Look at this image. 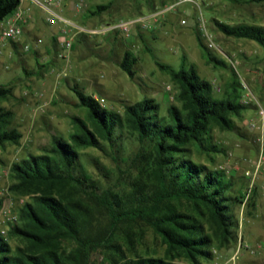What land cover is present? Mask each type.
I'll return each instance as SVG.
<instances>
[{
    "label": "rangeland",
    "instance_id": "rangeland-1",
    "mask_svg": "<svg viewBox=\"0 0 264 264\" xmlns=\"http://www.w3.org/2000/svg\"><path fill=\"white\" fill-rule=\"evenodd\" d=\"M78 1L58 0L56 11L72 22L88 27L148 15L164 6L171 8L159 14L157 23L145 32L137 31L130 38L114 33L77 36L66 63L57 58L56 41L52 39L56 30L45 23V13L27 0L21 2L20 8L28 10L37 22L26 29L19 39L20 44H32L37 37L43 40V44L34 52L18 54L17 58L9 55L13 50L10 43L5 47L0 46V85L12 88V95L0 100V107L12 113L11 127L22 135L18 144H5L0 148V199L3 201L0 230L13 224L10 219L17 218L19 207L28 200L9 191L12 183L11 164L49 149L54 136L69 140V136L76 131L72 123L73 116L89 125L86 111L77 107V98L72 91L75 84L86 95L97 99L104 108L120 115L125 105L145 97L151 98L159 106L158 115L166 118L167 108L177 104L178 90L169 71L161 70L158 64L168 67L170 71H177L182 57H185L187 66L193 65L201 78L212 83L214 97H224L234 82L240 103L250 93L264 106L263 48L254 41L225 36L214 24L216 20L229 25L247 23L264 26V3L196 0L175 6L176 0H82L86 8L78 11L74 8ZM109 2L111 5L108 10L99 15L93 14L96 6ZM204 30L212 34L220 51L207 47ZM197 33L207 49L225 63V67H215L206 61ZM125 52H130L136 59L133 78L120 67ZM53 64L62 68L65 66L66 76L57 78L54 73H50L48 67ZM245 106L247 109L241 111L240 118L232 117L233 130L212 128L211 144L221 149V153L209 156L192 148L191 155L209 168L224 170L234 181L233 191L240 193H246L250 181L245 172L260 152L264 153V130L261 129L257 104L251 100ZM38 107L40 113L37 112ZM252 124L255 127H250ZM102 147V150L92 147L81 149L82 166L97 183L98 191L110 188L120 194L127 193L143 165L142 159L136 158L141 150L139 142L123 131L115 147L103 142ZM263 181L264 170L256 178V209L249 212L246 208L241 210V206L236 209L243 242L252 247L262 245L256 256L243 253V263L264 264ZM126 226L132 246L127 244L120 229L114 236L115 243L125 255L163 256L165 246L150 226L142 221ZM238 240L223 248H213L212 259L201 260V264H222L232 255ZM9 243L13 247L21 242L11 238ZM104 256L102 250L94 252L89 264H108Z\"/></svg>",
    "mask_w": 264,
    "mask_h": 264
},
{
    "label": "trees",
    "instance_id": "trees-1",
    "mask_svg": "<svg viewBox=\"0 0 264 264\" xmlns=\"http://www.w3.org/2000/svg\"><path fill=\"white\" fill-rule=\"evenodd\" d=\"M19 5V0H0V22ZM110 5L96 6L93 14H101ZM214 24L225 36L254 41L264 50L263 25H229L216 20ZM197 40L209 64L226 66L198 33ZM135 64L133 55L125 52L120 67L131 78ZM158 66L169 71L178 90L177 104L167 108L166 118L158 115L159 106L151 98L125 105L120 115L104 108L77 84L72 87L77 107L86 111L89 125L73 116L76 131L69 140L54 136L49 149L11 164L9 191L28 200L19 207L6 236L0 231V264H89L98 250L108 264H201V260L212 259L213 248L237 242L236 209L245 192L233 191L234 181L224 170L209 168L191 155L192 148L209 156L221 153L211 144L212 128L233 130L232 117L240 118L247 107L238 101L234 82L224 97H214L212 83L201 78L193 65L187 66L185 57L177 71ZM11 95V87L0 85V100ZM11 123L12 113L0 107V148L18 144L22 137ZM123 131L139 142L136 158L143 165L127 193L110 188L98 191L81 164L80 150H102V142L115 147ZM257 188L251 190L247 212L256 209ZM2 204L0 199V209ZM136 221L150 226L160 238L165 246L163 256L128 257L115 243L120 229L132 246L126 225ZM11 238L21 243L12 247Z\"/></svg>",
    "mask_w": 264,
    "mask_h": 264
},
{
    "label": "built area",
    "instance_id": "built-area-1",
    "mask_svg": "<svg viewBox=\"0 0 264 264\" xmlns=\"http://www.w3.org/2000/svg\"><path fill=\"white\" fill-rule=\"evenodd\" d=\"M20 5L21 2L25 0H19ZM30 3L39 7L43 13H45L44 21L48 26L55 27L56 33L53 34L55 37L56 45H57V58L64 60L66 63L68 61V57L72 50V46L74 40L79 35H108L111 33L118 34L125 38H130L132 34H135L137 31L145 32L146 29H149L152 24L157 23V16L168 10L170 7H163L157 11H154L148 15L137 16L135 18H129L127 20L120 19L118 21H108L103 22L96 27H88L85 25H81L60 15L56 8L58 7V0H27ZM192 1L196 2V0H176L175 6L181 5L185 2ZM20 5L16 10H14L11 14L6 16L0 22V46L5 47L6 44L12 43L15 44L13 46V50H11L12 57H16L18 54H27L36 51L42 44L43 40L39 37L33 39L32 44H23L21 45L19 39L24 35L26 29L31 24H35L37 22L36 18L32 15H29L28 10H24L20 8ZM74 8L78 11H83L85 8V3L80 0L75 2ZM161 10V11H160ZM204 37L206 40L207 47L211 50L220 51L217 47L216 41L213 39L211 33L206 32L204 30ZM48 71L50 73H54L57 78L66 76V67L62 68V66L58 64H53L48 67ZM38 96H42L38 94ZM253 100L257 104L258 115L261 120V129L264 130V106L260 105L258 101L255 99L253 95L248 93L246 97L241 100V104L248 105V103ZM40 107V106H39ZM38 107L37 112L40 113L41 110ZM250 127H255V124L250 125ZM264 170V153L261 151L258 155L257 159L252 163L250 169H248L245 174L249 177V184L246 193L244 194L241 210L245 208V205L251 195V190L256 185V178L260 172ZM261 194L264 197V181L261 185ZM242 214V213H241ZM11 222H15L16 218L12 217L10 219ZM238 232V244L236 249L228 257L222 264H253V263H243L242 255L243 253H248L251 256H256L260 253L262 248L261 244H258L256 247H252L249 244L243 242L241 237V224L239 225ZM9 229V225L4 229H1V234L6 236V233Z\"/></svg>",
    "mask_w": 264,
    "mask_h": 264
}]
</instances>
